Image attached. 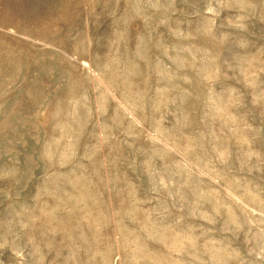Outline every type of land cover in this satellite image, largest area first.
<instances>
[{
    "label": "rangeland",
    "instance_id": "rangeland-1",
    "mask_svg": "<svg viewBox=\"0 0 264 264\" xmlns=\"http://www.w3.org/2000/svg\"><path fill=\"white\" fill-rule=\"evenodd\" d=\"M0 264H264V0H0Z\"/></svg>",
    "mask_w": 264,
    "mask_h": 264
}]
</instances>
